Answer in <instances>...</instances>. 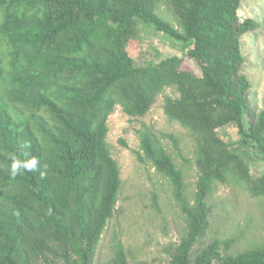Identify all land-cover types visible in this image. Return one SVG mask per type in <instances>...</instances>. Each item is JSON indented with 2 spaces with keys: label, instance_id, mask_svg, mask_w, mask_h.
<instances>
[{
  "label": "trees",
  "instance_id": "trees-1",
  "mask_svg": "<svg viewBox=\"0 0 264 264\" xmlns=\"http://www.w3.org/2000/svg\"><path fill=\"white\" fill-rule=\"evenodd\" d=\"M160 1L0 0V264L94 263L122 187L109 117L120 106L142 118L168 88L176 96H165L166 116L196 143L193 199L146 124L136 154L170 181L186 220L169 264H264V244L233 253L229 241L203 242L217 184L264 197V174L254 176L248 161L254 149L264 161V110L251 108L241 46L259 25L241 21L242 0H166L177 30L158 13ZM141 23L180 43L201 74L185 70L178 56L138 65ZM228 126L238 129L235 144L218 133ZM24 152L40 160V170L47 165L44 179L39 171L11 177L10 157L24 160ZM112 264H129L120 240Z\"/></svg>",
  "mask_w": 264,
  "mask_h": 264
},
{
  "label": "rangeland",
  "instance_id": "rangeland-1",
  "mask_svg": "<svg viewBox=\"0 0 264 264\" xmlns=\"http://www.w3.org/2000/svg\"><path fill=\"white\" fill-rule=\"evenodd\" d=\"M157 11L181 30L166 0L160 1ZM239 16L241 21L252 19L259 25L257 30L241 37V46L245 57L243 72L252 85L250 105L254 111L261 112L264 110V0H242ZM136 43L140 47L138 65L186 55L180 43L142 23ZM182 65L185 70L201 74L196 62L189 57H184ZM166 95L176 96V93L168 88L142 118L129 117L120 106L109 117L107 141L119 164L122 187L115 214L101 237L93 264H112L119 240L125 247L129 264H169L171 247L178 245L185 233L186 220L174 200L170 181L151 164L141 163L136 154L140 151L137 131L146 124L158 134L183 171L187 195L193 199L199 177L196 143L186 128L166 116ZM218 133L229 143L239 141L238 129L234 126L222 128ZM164 135H172L177 143ZM248 161L254 176L264 174V161L255 149L249 153ZM208 203L212 213L204 245L214 239L229 241L232 252L237 253L264 244V197H252L244 187L217 184Z\"/></svg>",
  "mask_w": 264,
  "mask_h": 264
},
{
  "label": "clouds",
  "instance_id": "clouds-1",
  "mask_svg": "<svg viewBox=\"0 0 264 264\" xmlns=\"http://www.w3.org/2000/svg\"><path fill=\"white\" fill-rule=\"evenodd\" d=\"M30 145L28 143H24L21 145V148L27 149ZM24 156L26 159L21 160L17 158V156L13 155L10 157L11 159V165H10V175L12 178H15L17 175H22L25 171L32 172V171H39V175L41 179H44L47 174V165L44 164L41 167L43 170H40V160L36 156L29 157L28 152H24ZM16 215H19L17 212Z\"/></svg>",
  "mask_w": 264,
  "mask_h": 264
}]
</instances>
